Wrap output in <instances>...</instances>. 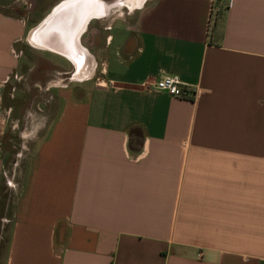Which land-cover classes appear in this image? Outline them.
I'll list each match as a JSON object with an SVG mask.
<instances>
[{
	"label": "crops",
	"instance_id": "0c3cea01",
	"mask_svg": "<svg viewBox=\"0 0 264 264\" xmlns=\"http://www.w3.org/2000/svg\"><path fill=\"white\" fill-rule=\"evenodd\" d=\"M29 1L0 0V144L27 50L75 68L14 196L0 147V264H264V0Z\"/></svg>",
	"mask_w": 264,
	"mask_h": 264
},
{
	"label": "rangeland",
	"instance_id": "374dc122",
	"mask_svg": "<svg viewBox=\"0 0 264 264\" xmlns=\"http://www.w3.org/2000/svg\"><path fill=\"white\" fill-rule=\"evenodd\" d=\"M53 1L31 0L11 10L18 14L27 13V17L36 23ZM114 16L124 19L128 14L125 10ZM74 68L71 60L47 59L35 48L28 49L27 54L20 58L9 83V97L5 99L8 105L4 112L7 123L0 144L6 154L3 177L13 196L19 191L26 157L36 136L55 113L54 93L65 82L73 79Z\"/></svg>",
	"mask_w": 264,
	"mask_h": 264
},
{
	"label": "built area",
	"instance_id": "2783aa9c",
	"mask_svg": "<svg viewBox=\"0 0 264 264\" xmlns=\"http://www.w3.org/2000/svg\"><path fill=\"white\" fill-rule=\"evenodd\" d=\"M223 0H215V3ZM188 84L182 81L178 76L166 75L156 83V88L168 92L169 94L180 98H193L196 93H192Z\"/></svg>",
	"mask_w": 264,
	"mask_h": 264
},
{
	"label": "bare ground",
	"instance_id": "6f19581e",
	"mask_svg": "<svg viewBox=\"0 0 264 264\" xmlns=\"http://www.w3.org/2000/svg\"><path fill=\"white\" fill-rule=\"evenodd\" d=\"M85 1L86 0H81L82 3L85 2ZM89 1H91V0H89ZM78 52L80 54V58H79V60H77V59L75 60V62H76V71H75V73L78 75V79H79V78H82L83 76H88L89 73H91V71L93 69V64H94V58H93V55H91L84 48H81ZM90 65L92 66L91 71H89V73L87 72L85 74V72L87 70V67L90 66Z\"/></svg>",
	"mask_w": 264,
	"mask_h": 264
},
{
	"label": "flooded vegetation",
	"instance_id": "af4514ba",
	"mask_svg": "<svg viewBox=\"0 0 264 264\" xmlns=\"http://www.w3.org/2000/svg\"><path fill=\"white\" fill-rule=\"evenodd\" d=\"M74 78H75V79L78 78V75H77L76 73L74 74Z\"/></svg>",
	"mask_w": 264,
	"mask_h": 264
}]
</instances>
